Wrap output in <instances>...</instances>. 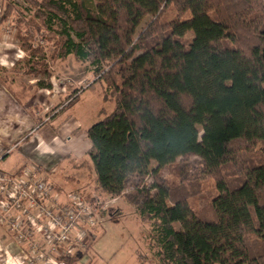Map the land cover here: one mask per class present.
I'll return each instance as SVG.
<instances>
[{
  "label": "trees",
  "instance_id": "1",
  "mask_svg": "<svg viewBox=\"0 0 264 264\" xmlns=\"http://www.w3.org/2000/svg\"><path fill=\"white\" fill-rule=\"evenodd\" d=\"M30 2L50 36L63 39L62 56L96 73L107 66L114 107L86 130L96 189L118 197L131 177L188 153L214 179L205 209L161 180L138 204L159 261L264 264V0ZM11 11L8 2L4 15Z\"/></svg>",
  "mask_w": 264,
  "mask_h": 264
},
{
  "label": "rangeland",
  "instance_id": "2",
  "mask_svg": "<svg viewBox=\"0 0 264 264\" xmlns=\"http://www.w3.org/2000/svg\"><path fill=\"white\" fill-rule=\"evenodd\" d=\"M8 2L13 11L5 16ZM37 9L30 0H0V84L6 88L16 86L21 91L16 95L19 96L18 118H22L24 127L19 136L11 131L0 136H7L6 146L0 147V169L6 172H10V164L17 157V143L24 144L35 133L44 136L47 142L55 134L61 138L65 137L63 134H76L78 138L90 123L86 121L102 118H98L96 111L92 112L94 109L102 108L100 112L104 115L114 107V94L103 77L107 66H101L96 73V66L89 61L79 60L74 54L62 56L63 39L50 36L42 25L43 20L36 16ZM48 83L50 88L42 87ZM70 99L75 102L68 106H73L53 122L67 109L65 104ZM70 116L80 121L72 122ZM87 152L65 162L68 166L83 167L87 184L79 186V191L83 197H97L99 202L94 224L89 227L90 237L83 246L76 245L73 252L80 257L78 264H162L150 237V222L139 216L137 206L154 192L151 185L161 180L170 188L184 186L191 194L189 202L193 209H205L215 189L214 179L203 171L201 159L192 153L181 155L157 174L131 177L124 193L110 198L94 188V173ZM150 167L154 168L155 162ZM2 233L5 231L0 226ZM4 241L6 238L0 236V264H24L6 251Z\"/></svg>",
  "mask_w": 264,
  "mask_h": 264
},
{
  "label": "built area",
  "instance_id": "3",
  "mask_svg": "<svg viewBox=\"0 0 264 264\" xmlns=\"http://www.w3.org/2000/svg\"><path fill=\"white\" fill-rule=\"evenodd\" d=\"M97 204L76 193L62 199L37 164L15 173L0 169V226L21 247L24 264H61L57 256L83 246Z\"/></svg>",
  "mask_w": 264,
  "mask_h": 264
},
{
  "label": "crops",
  "instance_id": "4",
  "mask_svg": "<svg viewBox=\"0 0 264 264\" xmlns=\"http://www.w3.org/2000/svg\"><path fill=\"white\" fill-rule=\"evenodd\" d=\"M10 88H6L4 85L0 84V136L5 135L10 131L19 136L24 128L22 125V118H18L20 108L17 100H19V96L16 95L17 92L21 91L17 90L16 86H10ZM86 91L87 90L84 92ZM72 106L66 107L67 109L56 116L53 119V122L63 116ZM98 109L99 108H96L92 112L96 111L99 118V116L101 117L103 115H101L100 112L102 111V108L100 110ZM70 120L75 123L76 121H80V119L72 118L71 116ZM86 122L90 123L87 124L82 135H77L78 138H75L76 134L73 136L63 134L65 137L62 138L59 137L61 135L55 134L53 138L47 142L44 136L35 133L29 137L24 144H21V142L17 143L15 147L18 149V154L13 163L10 164V170L8 171L11 173L18 172L27 163L29 166L33 164L42 166L47 172L49 180L55 185L56 189L61 194L62 199H65L66 195L72 190H79V186H83L84 184L86 186L87 183H85L84 180L85 174L83 167H73L65 164L67 159L78 158L79 156L86 154L87 150L90 148V142L86 137V129L94 122ZM5 138H7V136H4L3 138L0 137V147L2 148L6 146ZM9 154L11 155L12 153ZM9 154L3 159V161H6ZM91 172L93 173L92 164ZM0 236L6 238L3 245L6 251L14 254L17 259L23 261L21 247L12 240L11 236L6 232L5 234L2 233Z\"/></svg>",
  "mask_w": 264,
  "mask_h": 264
}]
</instances>
